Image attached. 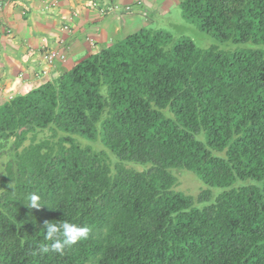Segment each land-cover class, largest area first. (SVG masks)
Returning a JSON list of instances; mask_svg holds the SVG:
<instances>
[{
    "label": "trees",
    "instance_id": "trees-1",
    "mask_svg": "<svg viewBox=\"0 0 264 264\" xmlns=\"http://www.w3.org/2000/svg\"><path fill=\"white\" fill-rule=\"evenodd\" d=\"M181 9L249 46L145 27L0 103V264H264V0ZM64 220L88 237L43 252Z\"/></svg>",
    "mask_w": 264,
    "mask_h": 264
},
{
    "label": "crops",
    "instance_id": "crops-1",
    "mask_svg": "<svg viewBox=\"0 0 264 264\" xmlns=\"http://www.w3.org/2000/svg\"><path fill=\"white\" fill-rule=\"evenodd\" d=\"M182 1L8 0L0 9V103L154 25L155 16L163 22L178 12ZM52 50L65 59L49 65L44 56Z\"/></svg>",
    "mask_w": 264,
    "mask_h": 264
},
{
    "label": "rangeland",
    "instance_id": "rangeland-1",
    "mask_svg": "<svg viewBox=\"0 0 264 264\" xmlns=\"http://www.w3.org/2000/svg\"><path fill=\"white\" fill-rule=\"evenodd\" d=\"M181 6V5H180ZM158 16L154 18V25L148 26L146 28H154V29H164L166 31H170L173 34V37L178 40L182 36L191 37L199 46L201 47H209L213 44L224 45L227 48H241L249 45H237L234 43H221L217 41L213 35L201 30L199 24L197 22H188L182 16V9L174 11L172 16L165 19L163 22ZM232 48V49H233ZM178 190H182L186 193L192 195H198L204 187L199 178L192 172L189 171H181L178 174Z\"/></svg>",
    "mask_w": 264,
    "mask_h": 264
},
{
    "label": "clouds",
    "instance_id": "clouds-1",
    "mask_svg": "<svg viewBox=\"0 0 264 264\" xmlns=\"http://www.w3.org/2000/svg\"><path fill=\"white\" fill-rule=\"evenodd\" d=\"M129 8V7H128ZM29 203L26 205L29 208L39 209L42 205L39 195L33 193L28 197ZM46 229L45 239L51 241L50 246L42 247L43 252L63 253L64 249L72 246L77 242L86 239L89 235L90 229L87 226H80L71 223L67 220L62 222H47L44 225Z\"/></svg>",
    "mask_w": 264,
    "mask_h": 264
},
{
    "label": "built area",
    "instance_id": "built-area-1",
    "mask_svg": "<svg viewBox=\"0 0 264 264\" xmlns=\"http://www.w3.org/2000/svg\"><path fill=\"white\" fill-rule=\"evenodd\" d=\"M7 1L8 0H1L0 1V9H3L6 6ZM44 58H45V60L47 61V63L49 65H52V64H54V62H55L56 59H62V60H64L65 59V55L62 54V53H60V52H58V51H53L52 50V51H48L45 54Z\"/></svg>",
    "mask_w": 264,
    "mask_h": 264
}]
</instances>
